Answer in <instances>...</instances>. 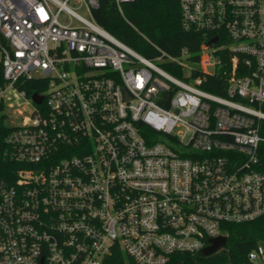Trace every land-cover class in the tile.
Returning a JSON list of instances; mask_svg holds the SVG:
<instances>
[{
	"label": "built area",
	"instance_id": "1",
	"mask_svg": "<svg viewBox=\"0 0 264 264\" xmlns=\"http://www.w3.org/2000/svg\"><path fill=\"white\" fill-rule=\"evenodd\" d=\"M104 1L0 0V105L33 106L8 138L0 264H173L264 221V0H180L204 41L178 56L115 38ZM240 264H264V239Z\"/></svg>",
	"mask_w": 264,
	"mask_h": 264
},
{
	"label": "trees",
	"instance_id": "2",
	"mask_svg": "<svg viewBox=\"0 0 264 264\" xmlns=\"http://www.w3.org/2000/svg\"><path fill=\"white\" fill-rule=\"evenodd\" d=\"M124 17L120 14L116 3L112 0L104 1L94 10L95 21L111 33L115 38L128 45L137 52L148 56L150 48L144 37L152 40L161 48L174 56L180 55L183 49H188L192 54L200 51L204 41L201 33L186 31L182 26L180 0H134L122 6ZM135 27L144 37L141 36ZM197 55V54H196ZM167 69H169L167 67ZM170 70V69H169ZM218 80H215L217 83ZM0 85H4L2 71L0 70ZM28 96L39 92L43 94L45 87L42 80L35 79L24 84H19ZM206 90L219 95L212 84L203 86ZM5 107L0 105V180L13 182L16 171L23 166L9 159L11 147L8 138L15 129L8 125V116ZM148 143L155 142L143 133ZM264 137V122L261 127ZM260 157L264 164V142L261 144ZM228 244L225 250L212 256L180 255L173 264H240L246 260L247 254L262 239H264V221H257L246 225H231L229 227ZM183 261V263H181Z\"/></svg>",
	"mask_w": 264,
	"mask_h": 264
},
{
	"label": "rangeland",
	"instance_id": "3",
	"mask_svg": "<svg viewBox=\"0 0 264 264\" xmlns=\"http://www.w3.org/2000/svg\"><path fill=\"white\" fill-rule=\"evenodd\" d=\"M80 12L83 13L82 11ZM10 96H13L12 92H10ZM27 101L18 96L13 97V100L10 102L11 108H7L6 110V114L10 119L8 122L9 126L20 125L23 119L25 121L28 119V116L33 111V106L31 103H27Z\"/></svg>",
	"mask_w": 264,
	"mask_h": 264
},
{
	"label": "water",
	"instance_id": "4",
	"mask_svg": "<svg viewBox=\"0 0 264 264\" xmlns=\"http://www.w3.org/2000/svg\"><path fill=\"white\" fill-rule=\"evenodd\" d=\"M32 100L35 104L40 105L43 102V97L40 96L38 93H35L32 95ZM227 243V239L225 237H220L217 239H213L211 241V246L205 248L202 253L206 256L211 255L212 253H214L215 251H217L218 249L224 247Z\"/></svg>",
	"mask_w": 264,
	"mask_h": 264
}]
</instances>
